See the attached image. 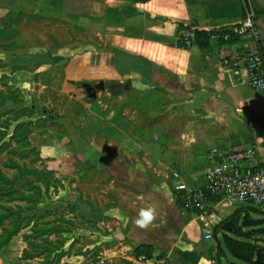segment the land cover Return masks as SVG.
<instances>
[{"label":"rangeland","instance_id":"obj_1","mask_svg":"<svg viewBox=\"0 0 264 264\" xmlns=\"http://www.w3.org/2000/svg\"><path fill=\"white\" fill-rule=\"evenodd\" d=\"M89 3L93 2L0 0V91L3 94H0V120L7 124L10 120L12 122L9 126H12L13 121L24 111L26 115L34 114L31 119L32 126L26 127L30 132L31 129L34 131L29 146L24 144L26 137L22 132V125L15 127L13 132H8L9 128L6 129L4 124L2 127L0 125V170L8 178L19 177L13 188L25 197L32 199L36 197L35 192L27 188V183L34 182V178L23 175L24 172L18 176L15 170L4 168V165L13 163L27 170H38L41 175L37 179L44 183H34L42 191L34 205L19 200L15 194L11 202L0 200V207L29 208L23 211L21 217L29 218V223L34 224V229L38 232L32 234L31 228L28 227L13 236L11 242L0 249V264H138L136 259L141 255H144L149 263L161 259L167 262L174 257L172 254L168 255L167 251L171 249V244H167L166 241L175 223L172 215L165 214L160 207L158 201L162 191L157 187L164 186L163 183L169 186L170 172L165 164H156V161L154 163L149 160L152 158L151 152H159L166 148L165 139L153 140L157 128L165 134L169 127L165 96L160 92H154L150 87L136 92L128 90L123 101H120L121 95L113 96L103 89L97 92L96 99L91 101V104L86 99V104L92 106L78 107L67 95H56L55 90L60 87L65 65H60L54 70L55 75L51 81L47 78L48 75H43L41 81L51 88L39 94L38 87L19 89L14 84L18 83V80L16 77L12 78V75L18 74L22 69L34 71L39 63L44 65L46 60L37 58L36 55L40 54L34 53L47 52L46 55L52 56L51 60L54 62L56 58L52 53H55L57 48L70 49L85 44L87 41L85 17ZM95 3L97 5L99 1ZM92 19L96 21V18ZM77 23L82 27L81 30L74 29ZM24 62L29 64L24 65ZM4 97H8L9 100ZM97 116L103 120L100 121ZM16 128L18 134L12 139ZM61 135V138H57ZM46 144H57L60 148L68 150V154L62 159L52 157L40 159L39 147ZM84 147L107 151L110 153L112 163L116 165L103 170L83 165L85 168L76 172L75 169H78L76 166H81L82 162L88 163L89 158L100 162L93 153L78 154L77 150H74ZM71 152H74V155H70ZM164 152L162 151L161 155L164 154L165 158ZM26 155L27 158H21ZM120 161L125 162L129 168L143 169V175L133 174L129 168H118L117 163ZM209 166L208 163L207 168ZM178 173L188 186L203 179L202 175L193 179L191 176L195 173L193 171L178 169ZM146 178H154L156 188L144 186ZM44 185L47 186L46 191ZM75 197L90 199L92 205L102 209L120 207L127 215L125 229L116 221H107L108 224L106 222L104 224L112 228L115 234L111 231V239H105L103 229L106 226L100 224V221L86 223L71 220L65 213L74 211V207L69 205L65 207L66 205L58 203L57 200L61 199L67 203L74 201ZM139 197H142V201ZM177 198L179 204L177 208L185 219L189 215L210 213L208 208L191 210L175 196V200ZM234 206L239 207L237 210L241 216H247L249 221L247 227L243 228L241 237L232 234L227 236L239 243H252L264 248V215L246 204ZM142 207H152L156 210V219L147 229H140L134 224V219ZM2 212L0 209V213ZM241 222L240 220L238 226H241ZM82 226L92 229L91 235L74 239L75 235L71 229ZM3 227L11 226L4 220L3 225H0V235ZM52 228L60 229L55 234L49 233ZM138 232L139 236L136 235ZM105 233L108 234V230ZM42 234L44 236H41ZM25 235L30 236L27 239L30 245L25 242L23 238ZM217 239L219 247L211 241L206 243L203 240V243H199L205 253L208 252L209 257L213 256L214 264H245L229 254L227 248H230V244L223 242L222 233H218ZM231 248L242 258L248 256L243 246L231 245ZM24 251L28 252L27 256L24 255ZM174 254L181 256L186 254L190 256V261H194L198 256L197 251L189 254L174 251ZM24 256L29 260H23Z\"/></svg>","mask_w":264,"mask_h":264},{"label":"crops","instance_id":"obj_2","mask_svg":"<svg viewBox=\"0 0 264 264\" xmlns=\"http://www.w3.org/2000/svg\"><path fill=\"white\" fill-rule=\"evenodd\" d=\"M95 1L97 0H90L93 3H89L87 8L85 44L70 49L57 48L52 53L56 58L54 62L51 60L52 56L46 55L47 52L34 53L40 54L36 55L37 58L46 60L44 65L39 63L34 71L22 69L18 74L12 75V78L16 77L18 80L14 84L19 89L38 87L39 94L51 88L41 81L43 75H48L47 78L51 81L55 75L54 70L65 65L60 87L55 90L56 95H67L78 107L89 108L92 106L91 101L96 99L88 100L83 84L94 88L96 96L103 89L109 91L108 87L111 85L129 84L130 87L123 88L121 96L118 95L120 101H123L128 90L136 92L152 87L154 92L162 93L166 99L169 127L165 134L157 128L153 140L165 139L167 144L161 151L151 152L152 158L149 160L165 164L170 172L169 186L163 183L164 186L157 187L162 191L158 203L165 214L172 215L175 223L166 241L171 244L167 253L174 257L167 262L161 259L147 264H214L213 256L209 257L199 243L211 241L216 245L214 228L239 207L234 206L235 203L220 201L208 207L210 213L189 215L185 219L175 203L172 174H179V169L195 172L191 175L193 179L203 176L211 150L223 155L255 149L258 161L264 163V94L248 86L249 76L243 58L248 53L246 45L251 48L252 43L209 40L206 48L194 45L188 50H182L176 46L177 28L188 26L206 33L228 29L240 23L245 10L252 7L258 13L257 27L264 37V0H149L145 3H136L134 0H98L97 5ZM74 29L81 30L82 27L77 23ZM229 58H233L237 66L230 65ZM224 61L228 63L225 64ZM28 62H24V65L32 63ZM86 99L89 105L86 104ZM33 115H26L25 111L21 113L8 132H13L18 125H22V128L31 127ZM96 118L103 120L100 116ZM25 119L28 121H23ZM31 130L28 135L29 144L34 133ZM61 137L62 135L57 138ZM74 150L78 154L93 153L100 159V162H96L94 158H89L88 163L82 162L81 166H76V172L83 165L102 170L116 165L112 163L107 151L87 147ZM38 151L40 159H62L68 154V150L57 144L40 146ZM162 151H165V158L164 154L161 155ZM70 155H74V152ZM117 167L129 168L121 161L117 163ZM129 169L133 174L143 175V169ZM145 185L156 188L154 178L144 179ZM141 198L139 197L140 200ZM73 200L67 203L61 199L57 201L66 205L65 207H74V211L65 213L73 221H100V224L106 226L103 229L105 239H111V235L115 234L105 222L108 224L116 221L122 228L126 226L127 215L120 207L102 209L92 205L90 199L75 197ZM106 230L108 234L105 233ZM92 231L87 226L71 229L74 239L91 235ZM177 231L179 232L176 233ZM136 235L139 236V232ZM174 251L188 254L197 251L198 256L190 261V256L187 259L181 255L176 256Z\"/></svg>","mask_w":264,"mask_h":264},{"label":"built area","instance_id":"obj_3","mask_svg":"<svg viewBox=\"0 0 264 264\" xmlns=\"http://www.w3.org/2000/svg\"><path fill=\"white\" fill-rule=\"evenodd\" d=\"M195 32L196 30L188 26H178L176 46L182 50L190 49L195 45ZM207 34L209 40L253 44L251 48L246 45L248 53L243 58L249 76L248 86L264 94V37L258 30L256 13L252 7L245 10V16L240 23ZM229 64L237 66L233 58H229ZM207 160L210 166L204 172L201 182L188 186L179 174H172L175 196L181 202L196 211L226 201L246 204L264 214V163L258 161L255 149L223 155L211 150ZM136 262L149 263L144 255L139 256Z\"/></svg>","mask_w":264,"mask_h":264},{"label":"trees","instance_id":"obj_4","mask_svg":"<svg viewBox=\"0 0 264 264\" xmlns=\"http://www.w3.org/2000/svg\"><path fill=\"white\" fill-rule=\"evenodd\" d=\"M134 1L136 3H145L149 0H134ZM255 13L258 14L257 11ZM195 37H196L195 45H197L199 48L203 49V48H206L208 46L209 38H208V34L206 32L196 31ZM0 94H2L1 91H0ZM4 99L9 100L8 97L7 98L4 97ZM10 122H12V121L9 120V123L7 124L6 122L0 120V125L2 127V125L4 124V127L6 129H8L10 127L9 126ZM26 127H28V126H26ZM26 127H23V128L21 127V129H22V132L24 133V135L26 137V138H24V144L26 146H29L28 135L31 132L29 130H27ZM17 134H18V132H17V128H16V132H14V135L11 138L15 139ZM0 151H1V148H0ZM22 157L27 158L28 155L21 156V158ZM4 168H10L11 170L12 169L15 170L17 172L18 176H20V174H22L24 172L23 175L33 177L34 182H28L27 188H29L33 192H35L36 197L32 199L30 197H25V196H22L21 194H18V192L13 187H14V182L17 179H19V177L13 176V178H8L0 170V200H2L4 202H11L13 200V198H15V197H13L15 194L19 197V200L24 201L27 204H32V205L36 204L38 201L37 199H39L42 191H41V188L36 187V185L34 183H43L37 179V177H39L41 175V172H39L38 170H27V168L19 167L18 165L13 164V163H12V165H8V164L4 165ZM44 189L46 191L47 186L45 187V185H44ZM175 201H176L175 202L176 206H178L179 205V204H177L178 198ZM0 209L3 211L2 213H0V225H3L4 220H7L11 226L8 228L3 227V229H2V232L0 235V249L5 247L11 241V238L13 236L17 235L21 230H23L25 228L30 227L32 234H38V232H36V230L34 229V224L31 225L29 223V221H30L29 218L21 217L23 211L27 210L29 208L23 209L20 206H17L16 208L13 209L10 207L1 206ZM262 215H264V214H262ZM240 220L242 221L241 226H238ZM248 221H249V218L245 215L242 217L239 210L236 209L228 218L223 220L221 223H219L214 228L213 238H214V241L216 243V247H219V245H220L219 240L217 239L218 233H222L223 242L225 244H230V248H227V251L229 252V254L232 257H234L235 259H237L239 261L244 262L245 264H264V248H259L256 244H252V243H250V244L239 243L237 240L227 236V234H232V235H235L237 237H241L243 228L247 227ZM54 229L55 228H52L49 231V233L55 234V233H57L56 231L59 230L60 228H57V230L56 229L54 230ZM41 236H44V234H42ZM23 238H24L25 242L28 244L27 239L30 238V236L25 235ZM28 245H30V244H28ZM231 245H236L238 247L243 246L245 251L248 253V256L246 258H244V257L242 258L240 255H237L235 253L236 250L232 249ZM23 253L25 256L28 255L27 251H24ZM25 256L22 259L23 260H29ZM182 257L187 259L188 256H186V254H183Z\"/></svg>","mask_w":264,"mask_h":264},{"label":"clouds","instance_id":"obj_5","mask_svg":"<svg viewBox=\"0 0 264 264\" xmlns=\"http://www.w3.org/2000/svg\"><path fill=\"white\" fill-rule=\"evenodd\" d=\"M156 219V210L152 207H142L134 219V224L140 229H147Z\"/></svg>","mask_w":264,"mask_h":264},{"label":"water","instance_id":"obj_6","mask_svg":"<svg viewBox=\"0 0 264 264\" xmlns=\"http://www.w3.org/2000/svg\"><path fill=\"white\" fill-rule=\"evenodd\" d=\"M129 87H130L129 84H127L125 86H122L121 84H116V85L109 86L108 90H109L111 95L118 96L122 93L123 88L128 89ZM82 88L84 89L88 100H94L96 98V92H95L94 88H92L90 85L83 84Z\"/></svg>","mask_w":264,"mask_h":264}]
</instances>
